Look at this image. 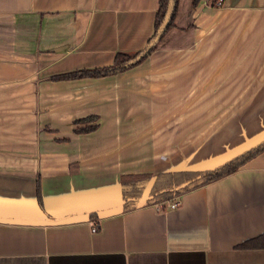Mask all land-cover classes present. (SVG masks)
<instances>
[{"label":"crops","instance_id":"1","mask_svg":"<svg viewBox=\"0 0 264 264\" xmlns=\"http://www.w3.org/2000/svg\"><path fill=\"white\" fill-rule=\"evenodd\" d=\"M158 1L0 0V264H264V152L153 205L122 192L264 142V0H179L140 65L55 79L142 50Z\"/></svg>","mask_w":264,"mask_h":264},{"label":"trees","instance_id":"2","mask_svg":"<svg viewBox=\"0 0 264 264\" xmlns=\"http://www.w3.org/2000/svg\"><path fill=\"white\" fill-rule=\"evenodd\" d=\"M200 1L201 0H194V5L196 6ZM178 4L179 0L158 1L154 34L142 50L133 53H117L114 63L109 67L75 71L57 76L55 79L103 77L121 73L140 65L156 50L158 43L164 38V36L175 27ZM83 130L84 129H77V132H81ZM262 152H264V142L213 170L202 172L182 171L158 174L147 198H143V194L151 176L127 175L123 178L122 182L124 209L127 211L138 208L142 205L160 203L220 180L236 172L241 166ZM37 196L39 204L42 205L39 185L37 188ZM259 240L264 241V236ZM254 245L264 247V242L259 241Z\"/></svg>","mask_w":264,"mask_h":264},{"label":"built area","instance_id":"3","mask_svg":"<svg viewBox=\"0 0 264 264\" xmlns=\"http://www.w3.org/2000/svg\"><path fill=\"white\" fill-rule=\"evenodd\" d=\"M217 2H218V4L219 5H222L223 4V0H216ZM180 206V202L179 201H175L174 203H172L171 205H170V209H176V208H178ZM161 207H162V205H158L157 206V210H161ZM99 230V227L97 226V225H94L93 227H92V232H97Z\"/></svg>","mask_w":264,"mask_h":264},{"label":"rangeland","instance_id":"4","mask_svg":"<svg viewBox=\"0 0 264 264\" xmlns=\"http://www.w3.org/2000/svg\"><path fill=\"white\" fill-rule=\"evenodd\" d=\"M157 47H158V45H157ZM157 49V48H156Z\"/></svg>","mask_w":264,"mask_h":264}]
</instances>
